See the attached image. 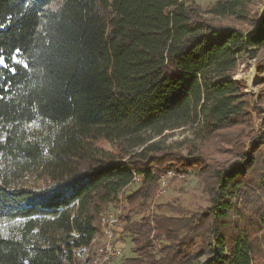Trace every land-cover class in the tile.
Listing matches in <instances>:
<instances>
[{
  "label": "trees",
  "instance_id": "obj_1",
  "mask_svg": "<svg viewBox=\"0 0 264 264\" xmlns=\"http://www.w3.org/2000/svg\"><path fill=\"white\" fill-rule=\"evenodd\" d=\"M258 2L0 0L16 70L0 67V264H74L120 196L121 264H264ZM242 55L256 104L233 82ZM176 130L189 135L166 145ZM166 169L195 175L205 203H157Z\"/></svg>",
  "mask_w": 264,
  "mask_h": 264
},
{
  "label": "rangeland",
  "instance_id": "obj_2",
  "mask_svg": "<svg viewBox=\"0 0 264 264\" xmlns=\"http://www.w3.org/2000/svg\"><path fill=\"white\" fill-rule=\"evenodd\" d=\"M214 1L215 0H195V2L203 10ZM261 1L262 2H258L256 3L257 5H255V9L259 12H262L264 10V0ZM233 82L240 83L241 85H243V92L247 95V98L249 99L251 104H256L258 102V99L260 98L262 93V87L260 84L259 75L257 73L256 57L253 58L251 57V55L240 56L239 66L237 68L236 74L233 77ZM252 117L254 131H257L259 129L260 119H258L255 114H253ZM188 135L189 132L183 133L179 130H176L174 132H168L166 133V139L164 140V142L166 145L175 143V145L177 146V142L181 141ZM99 146H101L106 151L114 150L113 147L105 141H100ZM184 153H186V150L184 151ZM213 157H215L219 161H226L228 159V157L225 155L215 154ZM166 172H171L172 177L169 178V180L167 181V185L162 188L161 194H157V196L155 194L154 200L157 203L174 204L178 202L190 209H196L199 205H203L205 203V197L200 192V188L198 186L197 178L195 175L176 174L170 169L161 170L158 174ZM136 187L137 182L131 185L128 190H134ZM160 189L161 182H159V188L157 192L160 191ZM120 208H122V201L118 209ZM117 210L115 209L114 211ZM99 238V242L97 241L95 245L91 246L92 248L90 247L89 250H82L76 255V260L74 264H87L89 262V260L93 257V253H95L96 248L98 249L100 246L102 236ZM115 247L118 249L119 255L114 260H112L110 264H121L124 260L133 257V254L131 252L130 237L127 235H121L119 227L116 235Z\"/></svg>",
  "mask_w": 264,
  "mask_h": 264
},
{
  "label": "built area",
  "instance_id": "obj_3",
  "mask_svg": "<svg viewBox=\"0 0 264 264\" xmlns=\"http://www.w3.org/2000/svg\"><path fill=\"white\" fill-rule=\"evenodd\" d=\"M172 177L171 172L159 174V182H161V189L156 193L160 195L162 188L167 185V181ZM136 178L134 177L133 181ZM121 203V196L119 197ZM121 208L117 211L110 212L108 215L104 216L102 219V229L103 235L101 238V243L99 248H96L93 257L89 260L87 264H108L114 260L119 255L118 249L115 247L116 235L119 227V214Z\"/></svg>",
  "mask_w": 264,
  "mask_h": 264
},
{
  "label": "snow or ice",
  "instance_id": "obj_4",
  "mask_svg": "<svg viewBox=\"0 0 264 264\" xmlns=\"http://www.w3.org/2000/svg\"><path fill=\"white\" fill-rule=\"evenodd\" d=\"M21 54L20 49H16L15 53H12L10 55V60L12 64H23V61L19 59V56ZM0 67L6 68L9 71L15 73V69L11 68L10 64L5 62V56L2 54V50H0ZM24 68H27L28 65H23ZM2 99V97H0Z\"/></svg>",
  "mask_w": 264,
  "mask_h": 264
},
{
  "label": "crops",
  "instance_id": "obj_5",
  "mask_svg": "<svg viewBox=\"0 0 264 264\" xmlns=\"http://www.w3.org/2000/svg\"><path fill=\"white\" fill-rule=\"evenodd\" d=\"M100 239V238H99ZM99 239H94V242L92 243V246L95 245V243L98 241L99 242ZM92 248V247H91Z\"/></svg>",
  "mask_w": 264,
  "mask_h": 264
},
{
  "label": "bare ground",
  "instance_id": "obj_6",
  "mask_svg": "<svg viewBox=\"0 0 264 264\" xmlns=\"http://www.w3.org/2000/svg\"><path fill=\"white\" fill-rule=\"evenodd\" d=\"M235 80V79H234Z\"/></svg>",
  "mask_w": 264,
  "mask_h": 264
}]
</instances>
